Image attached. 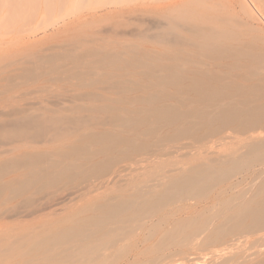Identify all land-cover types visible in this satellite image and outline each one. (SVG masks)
Wrapping results in <instances>:
<instances>
[{"label": "rangeland", "instance_id": "1", "mask_svg": "<svg viewBox=\"0 0 264 264\" xmlns=\"http://www.w3.org/2000/svg\"><path fill=\"white\" fill-rule=\"evenodd\" d=\"M139 2L0 0V127L25 112L71 105L72 96L84 91L76 80L66 78L64 71L71 64L59 59L39 66L35 60L62 51L77 37H103L102 33L111 32L119 23L128 26L117 31L119 36L134 38L138 16L123 11ZM209 11L231 32L222 38L224 47L264 54V12H255L259 16L253 21L226 0ZM239 51L237 55H241ZM243 53L237 58L227 52L185 50L181 65L186 78L202 71L218 74L220 94L211 97L209 110L230 102L244 109L255 102V88L261 84L264 88V62ZM56 65L62 72L53 71ZM27 69L33 71L32 76L22 74ZM184 94L186 109L204 105L196 92ZM216 119L196 120L181 133L176 126L160 129L144 149L126 154L105 177L62 181L21 196L10 190L1 192L0 264H114L121 256L123 264H264V223L239 221L247 205L264 198V156H259L260 150H251L264 142V115L245 112L230 121ZM47 139L14 143L0 135V161L26 150L53 149L56 142ZM239 158L247 168L234 177L222 182L217 178L215 184L201 190L164 196L172 183ZM116 168L122 172L117 173ZM22 172L14 168L3 180ZM116 173L124 176L121 179ZM105 189H115L118 200L135 198L137 202L93 234L94 227L78 226L77 221L88 218L92 198ZM147 204L151 206L138 209ZM104 247H108L106 252Z\"/></svg>", "mask_w": 264, "mask_h": 264}, {"label": "bare ground", "instance_id": "2", "mask_svg": "<svg viewBox=\"0 0 264 264\" xmlns=\"http://www.w3.org/2000/svg\"><path fill=\"white\" fill-rule=\"evenodd\" d=\"M219 1L221 0H140L135 7L123 11L130 16H138L136 19H139L137 33L130 34L134 37L132 40L119 36L122 34L117 31L128 27L119 23L116 24L117 27L113 25L111 32L102 33L105 34L103 37H77L62 51L48 57H38L35 63L39 66L53 64L59 59L70 63V67L64 71L66 78L76 80L77 85L84 91L73 95L72 104L68 107L25 112L17 119L2 124L0 135L4 140L15 143L17 140L19 142L30 139L32 142H39L45 139L46 142L48 138L56 144L51 149L53 151L25 149V152L1 160L0 193L10 190L20 195L26 191L28 193L30 189L42 191L62 181L72 183L80 178L92 179L94 175L105 177L104 174L111 167L114 169L126 154L139 153L144 149L160 129H172L176 126L178 133H181L189 129L192 122L196 123V120H202V123L216 117V120H231L245 112L264 115L262 84L256 83L260 86L255 88L257 97L246 108H239L236 103L233 105L234 102H230L211 111V97L220 94L216 82L219 79L218 74L202 71L193 78H186L184 75L181 63L185 59V50L189 47L209 53L227 52L232 56L239 51L223 46L225 42L222 38L228 37L231 32L219 24L218 17L209 15V9ZM226 1L237 6L244 18L249 17L253 21L258 18V13L264 12V0ZM239 52L264 62L263 53L255 55L252 51ZM238 55L235 57L239 58ZM53 71L62 72L58 65L54 66ZM252 71L250 72L258 73L257 70ZM22 74L32 76L33 71L27 69ZM189 91L196 92L203 101L204 105L200 109L185 108L188 103L182 95ZM251 150H260L259 156L263 157L264 142L252 146ZM14 168L23 169V172L17 177L3 180ZM246 168L243 158H239L216 170H199L193 176L172 183L170 191L164 196L208 188L215 184V179L225 181ZM123 176L122 174L119 177L122 179ZM84 181L86 180L82 182ZM115 194V189H109L108 192L105 189L98 196L91 197L93 201L89 216L79 219L77 225L94 227L93 234H96L98 227L107 225L119 214L132 209L137 202L135 198L118 200ZM248 200H253V197ZM150 206L142 205L138 209ZM239 218L240 223L246 220L257 224L264 223V198L247 205L245 214ZM109 231L105 232L106 235ZM107 248L104 247L103 251L106 252ZM96 258L97 256L94 259ZM103 258L107 259V253L103 254ZM114 264H123L122 256Z\"/></svg>", "mask_w": 264, "mask_h": 264}]
</instances>
